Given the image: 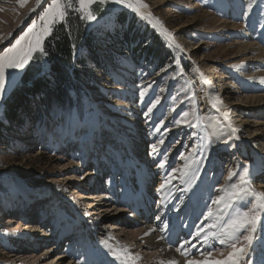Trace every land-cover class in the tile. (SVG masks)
<instances>
[{"label": "rangeland", "instance_id": "374dc122", "mask_svg": "<svg viewBox=\"0 0 264 264\" xmlns=\"http://www.w3.org/2000/svg\"><path fill=\"white\" fill-rule=\"evenodd\" d=\"M31 2L32 0H28V3L21 7L17 0H0V36L3 37L0 40V46L7 42L14 33L12 31L19 20L28 14ZM44 2H46L44 5L42 3L37 6L35 15L30 19L28 26L33 20L39 19L40 13L47 7L50 0H44ZM131 2L135 4L136 0H131ZM140 2L148 5L146 9H141V12L145 15L150 12L155 20L158 19L163 29L172 33V38L181 45L182 51L170 46L169 38L164 36L159 29L154 28L149 18L147 19L149 24L142 22L123 4H118L119 9L126 10L123 22L118 20V16H112L106 22L99 23L104 33L102 36H95V46L100 54V66L92 63L88 49L77 54L75 52L78 46H73L75 64L79 59L86 62V66L79 67L86 77L76 81L83 91L80 92L81 97L78 104L76 105L74 102L75 108L72 107L71 115L68 118L59 116L56 118L59 120L46 123L38 119L36 116L38 107L32 102L29 108L30 114L24 113L25 116L23 115L21 118L23 127L20 131L18 126L11 127L12 132L8 139L11 142V147L0 148L2 152L0 159V264H15L13 259L17 257L11 255H15L12 251L17 246L16 248L12 247L9 232L20 233L25 229V226H30V224L38 226L37 221H32L36 219V215L30 214L31 216L26 217L28 220H25L26 218L24 219L20 214L23 212L21 205L30 198L35 199L40 196L37 193L39 190L44 189L47 193L46 199L44 196L39 199L44 201L42 205L48 207L40 217L45 218L48 212L50 215L48 214L49 219L43 226L37 227L40 229V232H36L35 236L37 237L31 239L45 237L44 246H38L39 244H35L36 242L33 243L35 245L29 246L30 248L34 246V249L23 246L30 252L31 250L35 251L32 257H40L49 252L46 257L49 259L46 261L54 260L60 252L55 250L56 244L54 245L51 240L52 233L56 231L55 228H60L59 230L62 228L61 231H63L68 222H70L69 226L81 223L82 220L79 218L77 209L73 206L78 205L77 203L83 197L84 190L81 189L88 188V183L90 185L97 179L101 180L99 175L92 172V178H88L80 184V181L75 183L80 187L74 186L72 183L76 175L80 176L81 174L82 178L88 175L83 169L80 170L82 167L80 165L86 153L90 155L93 153L88 149L91 132L103 133L108 138L110 137V140L108 138L104 140V144L106 142L113 144H110L111 147L103 148L104 156L100 157L102 161L100 171L104 173L103 188L109 190L112 183L123 180L119 165L121 162L125 165L129 163V156L126 154L129 151L123 146L130 139L126 140L123 146L118 145L115 133L111 132L119 130V134L125 137L123 134L126 130L121 125L114 126L113 122H108L105 116L135 120L144 131L143 134L149 147L147 153L150 151L154 153L153 147L156 148V153L163 149L164 154L172 158L173 166L171 168L178 160H180L178 162L185 163L182 154L189 161H193L194 155L198 152L200 156L195 170H191L192 176L198 178L200 175H206V182L216 181L220 187L226 185L230 171L240 174L244 167H247L250 174L260 175L259 172H256L260 170L258 169L260 167L263 175H260L259 184L263 185L260 188L264 189V156H260L264 153L255 149L254 143L248 138V133L244 132L239 119L235 117V120L233 117L234 115L238 116L239 112L228 106L231 98L235 95L245 97L260 94L264 96V83H261V79L264 77V59H260L256 65L253 63L246 65L245 61L248 60L246 56L239 57L237 63H234L235 60L230 61L231 57L239 55H235V51L240 49L241 44L253 46L258 52L264 53V0H140ZM203 14L209 16L203 17ZM27 27L18 34L12 45L27 30ZM179 27L181 28L175 31ZM127 31L130 35L133 31L138 32L140 42L148 45L155 43L165 47L164 49L169 53L164 65H151L146 57H139L142 47L136 44L133 45L137 51L135 62L131 61L127 52L118 50L113 51L115 56L113 59L106 58L105 52L109 51L107 46L112 41V43H116V41L121 43V38ZM2 52L3 50L0 51V53ZM248 66L254 67L248 71ZM25 67L20 70H9L11 76L6 84L3 99H0V119L3 113V101L7 99L19 82L18 79ZM205 81L210 83H205ZM142 91L145 93L143 97L141 96ZM70 94L74 95L75 92L71 90ZM225 96L228 98L225 99ZM204 100L209 101L212 108L216 110L210 112L203 110ZM154 102L155 107L152 112L145 116L148 108L152 107ZM242 108L246 118L244 120L249 123L255 122V118L259 117L257 115L253 118L249 113V106ZM222 112L228 113L227 120ZM185 113L188 115L185 116ZM177 120L181 122L178 124ZM229 121L231 126H229ZM8 125V122H4V126ZM234 129L237 131H233ZM260 135V138L264 139V132H260ZM72 136L75 140L80 141L76 148L70 146ZM229 136L232 137L231 140L228 139ZM39 141L41 145H39ZM225 141L228 142L225 143ZM222 145L225 147L220 148ZM116 155L120 158L118 161L115 159ZM56 159L61 162V165H58ZM147 159L150 160L149 165L154 164L151 162L153 157H147ZM235 163H238L237 167ZM66 165L68 169H63V166ZM103 165L106 167L103 168ZM126 169L127 167H125ZM82 174L85 175L82 176ZM130 176V178L139 181L137 174L133 173ZM194 177L184 178L183 183L185 182L187 185L184 186V190L179 191V194L183 193L184 195L178 196L181 197L180 199L177 197L178 202L181 200L184 204L188 202L186 196L191 195L192 187L186 188L190 185L188 181H193ZM70 178L73 179L70 180ZM257 181L255 179L254 182ZM193 182L195 183V180ZM193 182H191L192 185ZM230 183L238 184L239 175L234 176ZM259 184L257 183V185ZM214 186L206 184L205 188L211 195H207L204 201L207 204L205 213L209 208H212L215 215L217 206L212 201L217 196H221L222 192L218 190L217 194L215 189L212 191ZM74 187L77 188L73 189ZM98 190L104 192L102 188H98ZM134 190L135 188L132 189V191ZM212 192H215V195ZM230 192L231 189L226 187L225 196L227 198ZM244 198H246V202H256L255 197L247 195ZM72 204L73 206H71ZM246 204L243 206L246 207ZM85 207L78 206L77 208L88 211L89 219L92 220L94 218L92 217L93 209L100 206ZM26 210L27 208H25V212L28 211ZM28 214L29 212L26 213V215ZM70 215L71 217H69ZM227 215L224 212L222 215L224 219L221 222H226ZM126 216L137 222L141 221L140 216L134 212ZM151 220L152 223H157L156 216H153ZM83 229H80L82 236L78 242L79 248L83 252L78 254V258L72 257L73 253H68L73 258L74 264L84 261L85 255L98 259L104 255H117L118 246L116 243L111 244L112 247L115 246V253L111 249L103 247L104 243L102 242L107 240L109 234L111 236L110 231L105 233L103 229V231L98 230L95 235H89L85 233L86 229ZM194 231H197V225ZM72 234H76L77 238L79 231L74 229ZM102 234L103 236H101ZM183 236L184 234L181 233L179 239L182 240ZM86 237L87 240H84ZM25 242L26 245L32 243L30 240H25ZM66 249H68V245ZM30 252L27 251L26 254ZM252 257L253 253L251 252L245 258L249 262ZM65 259L61 262L62 264H68L69 260ZM86 262L82 264H87ZM52 264H55V261Z\"/></svg>", "mask_w": 264, "mask_h": 264}, {"label": "bare ground", "instance_id": "6f19581e", "mask_svg": "<svg viewBox=\"0 0 264 264\" xmlns=\"http://www.w3.org/2000/svg\"><path fill=\"white\" fill-rule=\"evenodd\" d=\"M33 8L37 10L35 0H32V2L30 3L28 7V10L33 9ZM30 14L31 12L29 11L28 14H26L22 19L19 20L14 30L12 31V33L13 32L16 33V31H18V27L22 23L23 24L20 28L23 27L27 19L30 17ZM206 16H209V15L203 14V17H206ZM180 28L181 27L175 29V31H178ZM235 52H236L235 55L237 54L239 55L241 54V55L240 56L237 55V57L235 56L231 57L230 61L235 60L234 63H237L239 60L238 58L241 56L248 57V60L243 59V60H246L245 61V63L247 62L246 65L247 64L251 65V63H253V65L254 64L256 65L258 64V61L260 59L261 60L262 58L264 59L263 52L260 53L253 46L246 45V44H241L240 49ZM253 67L250 68L248 66L247 70L249 71ZM224 98L227 99L228 97L225 96ZM228 106H230L234 111L239 112L237 113L239 114L238 116L234 115L233 117L234 118L237 117V119H239V121L241 122L240 125L243 126L244 132L248 133V138L252 140V143H254L253 145H255L254 146L255 149L259 152L263 151L264 153V141H263L264 139L260 138L261 137L260 132H264V96L260 94L245 96V97L235 95L234 97L231 98V102L229 103ZM245 106H249V110H250L249 113L252 114L253 118L257 115L259 116L255 118L254 120L255 122L249 123L247 120H244L246 118L244 116L242 107H245ZM202 107H203V110L207 112L213 111L215 109V108H212V104L209 101H205V100L203 101ZM105 117L107 118L108 122H113L114 126L121 125V127H124L126 130V132L123 134L125 137L119 134V130H113V132H111V133H115V140L117 141L118 145L120 144L121 146H123L126 140L130 139V141L129 142L127 141L128 143L124 144L123 146L125 149H127V151H129V153L126 152V154L129 156V163L125 165L123 162H121V165H119V170H121L122 172L123 180L121 179L120 181H115L114 183H112L109 190L104 189L103 186L99 187V188H102L104 192L98 190L97 187L90 189V186H88V188L86 189H81V190H84L82 199L77 203L78 205L73 206L72 204L71 206L75 207L76 209H80L82 208V206H86L85 208L100 206V207H97L96 209H93L94 212L92 213L93 214L92 217H95V218L90 220L88 216V217H85V220L93 223V228L95 230L94 234H96L98 230L103 231V229L105 233L109 231L111 232V236H109L110 234L108 233L109 235H108L107 240H104V242H102L104 243L103 247L109 248L115 253V250H114L115 246L112 247L113 245L111 246V244L116 243V245L118 246V251L116 252L118 257L117 255L115 256L104 255L101 259L94 257L88 260L87 255H85L86 256L84 257L85 260L78 262V264H82L83 262H86V261H87L86 262L87 264H169V262H175V264H186L187 260H196V261L220 260L221 252L225 253L226 255L227 252L230 251L229 248L222 246L221 244H219L218 241H215L212 239H209L208 243L204 244L203 239H202L203 234L201 235V238H199V242H198L197 239L194 238V234L196 233V231H194V228L190 231L189 235H186V232H189L188 231L189 226L192 225L193 218H194V223H193L194 227L196 225L199 226L202 224L213 223L212 220H206L204 216L202 217L204 209H206L207 207V204L204 203L203 199H205L207 195H211V193L208 194L207 189L204 187L206 186V184L215 185L214 187H212V191L215 189L217 194H218V190L220 189L216 181L206 182L205 181L207 177L206 175H200L198 178L192 176L193 173H191V170H195V167L197 165L196 162H198V158L200 156L199 153L196 151L197 153L196 155H194V160H193V163H191V167H190L189 175H188L190 178L194 177L193 181L197 178V184L193 187L195 192L192 193L188 197L186 196V198H188L187 203L184 204L182 200L178 202L177 197L184 195L183 193L179 194V191L184 190L183 188L187 184L185 182L183 183L185 177H182L179 171L173 173V169H180L184 165V163L178 162L180 161L178 160L174 163V167L171 168L173 166L172 158H169L168 156H166L164 154L163 149L159 153L158 152L152 153L151 151L150 153H147L149 147H148L147 141L145 140V137L143 134L144 131L143 129L140 128L141 126L139 127L138 123L132 118L128 120L129 118H116L114 116H105ZM121 130H124V129H121ZM223 147L225 146L224 145L220 146V148H223ZM103 151L104 150L102 149L101 150L102 155L96 156V162L98 166L100 165L102 166V161L100 157L104 156ZM86 154L89 155L88 153ZM252 155L254 156L253 152H252ZM260 156L262 157L264 156V154H261ZM147 157L149 158L153 157V160L151 162H154V164L149 165L148 162H150V160H148ZM84 159H85V162L88 161L87 158L84 157ZM84 159L82 163H85ZM115 159L116 161H118L120 158L118 157V155H116ZM162 160L165 162V166L163 168L158 166ZM58 165H61L60 161H58ZM154 166H156V168H154ZM235 166L237 167L238 163H235ZM105 167L106 166L103 165V168ZM125 167H128V170H125ZM63 169H68V166L67 165L63 166ZM81 169L82 167L80 168V170ZM258 169H260V167H258ZM74 171L77 172L76 170ZM85 171L88 174L86 175L87 178L86 177L82 178L81 174L80 176L76 175L74 179L72 178L73 180L70 178L74 186L80 187L78 184L76 185L75 183L80 181L79 182L80 184L82 181L93 177L91 176L93 175L92 168L91 170H85ZM260 171L261 169L256 172H260ZM133 173L139 176L138 182L140 185L147 186L149 196L152 195L153 199L157 198L158 200L162 198L161 203L158 202L160 204L159 211L156 209L155 200L151 204L152 207L150 208L148 206V202L146 201H145V207L144 206L141 207L140 205H138L136 208V210L139 209L138 212H136V210L132 208L131 205H129V201L130 200L132 201L133 199L132 197H129L131 195L129 194V192H132V190L129 191V189L131 188V182L132 180H134L133 178H130L131 177L130 175ZM169 173H171L172 175H169ZM85 174H82V176ZM101 174L103 176L104 173H101ZM98 175L100 174H97V176ZM255 179L258 181L254 182ZM260 180H261L260 175H256L255 173L251 174V184H250L251 191L248 194L250 197H255L254 196L255 193H264V189L260 188L261 186V184H259ZM116 182L117 184H115ZM257 183L259 185H257ZM161 184H165V187L163 189H161L160 187ZM77 187H74L73 189H76ZM190 187H192V183H190V185L186 189ZM133 188H137V187H133ZM78 192L81 193L80 191ZM212 194L215 195V192H212ZM221 196L225 197V200L227 201L226 199L227 197L225 196V191L222 192ZM40 197L42 196H37L38 200H40L39 199ZM46 198L47 196L44 195V199ZM178 198L180 199L181 197H178ZM42 199L43 198H41V200ZM258 202L259 201L257 200L256 202L255 201L246 202V198H244L243 200L238 202L237 206L233 207V209L230 210L231 215H236L237 213L247 212L249 211L251 207H253ZM200 204H201V207L203 208L200 209V215L197 218L194 216V214L197 208L200 207L199 206ZM244 204H246V207H243ZM78 206L80 208H77ZM42 207L43 208L41 209L40 214H38L39 216L43 215V212L47 210L48 208L46 205H42ZM238 207H241V208L239 209ZM33 211H34V207H30V209L27 211L29 212V214L24 215V216L27 217L31 215H36ZM80 212L81 214H84V215L87 213L85 209H80ZM132 212H134L136 215H138V213H141V212L143 213L141 214L143 215L142 218H140L141 221H138L141 223H138L134 219L132 218L130 219V217L126 216L128 214H132ZM46 214L50 215L49 212ZM151 214H152V217H151ZM176 214L177 216H175ZM215 215L222 216L224 215V212H215ZM46 216L45 218L41 217L40 222L37 216H36V219H33V220L31 219L32 221H37L38 226L33 225V224H30V226H25V229H24L26 230L25 232L24 230H22V232L20 233L9 232L11 243H13L12 247L14 246V248H16L17 246V248L14 249V251H12V253H15V255L11 254L14 257L17 256L13 259L15 264H52L54 263V261H55V264H62L61 262L64 261L65 258L69 260V262L67 261L68 264H70L71 262L72 264H74V260L72 257L74 256L78 257V254L83 252L81 251L78 245V242L80 241L81 236H82L81 230L79 229V227H77V226H80V224L73 225L75 226L76 230L79 231V235H77V238H76V234L74 235L72 234V229L69 228L70 222H68L66 227L63 229V231L60 232V236H64V234H66L65 232L70 233L69 237H71V240L69 239V242L67 243L68 249H66L67 245L65 246V248L63 247L59 248L58 246H55L56 247L55 250H59L60 252L57 254L54 260H51V262L46 261L47 259H49V258H46L49 252L47 254L45 253L43 256H40V257H32L35 251L32 252L31 250L30 252V250H28L27 248H24L23 246H27L29 249H34L35 248L34 246H31V248L29 246L35 245V244H39L38 246H44L43 243L46 241V239H44L45 237H41L35 240H31V239L32 237H37L35 236L36 232L37 231L40 232V229L37 227L43 226V224L47 220ZM153 216H156V219L159 216L161 217V219L157 220V223H152L151 219L153 218ZM69 217H71V215ZM226 217H227L226 222H221L220 220L218 223L217 229L213 228L211 232H217L219 230V227L226 224L228 219L231 218L230 215H227ZM79 218L83 221V219L80 216ZM165 222H167L166 229H165ZM101 227L103 228L100 229ZM162 228H164L165 230L161 231ZM175 232H177L176 236H175ZM180 233L184 234V237L182 240H179V237H178ZM244 234H247V233H242L241 238H242V235ZM101 236H103V234ZM174 238H177V239H175V241L172 242ZM56 239L57 238L55 237L54 241H56ZM25 240H30L32 243L26 245ZM186 240L190 241L191 243L184 244ZM139 242H141V245H139ZM53 244L55 245L54 242ZM192 244H196V247L193 248ZM181 245H184V247L181 248ZM177 249H180V251H177ZM185 249H188L189 251L188 255L181 254L182 252H184ZM125 250H127V253L131 254L130 259L127 257V254H125ZM27 251H29L30 253L26 254ZM208 252H211L212 255L208 256ZM251 252L253 253V257L249 261L250 264H264V214L261 215L260 220L257 224L256 232L254 234V240L248 250V255H250ZM68 253H73L72 257H70ZM102 260H103V263H102ZM246 262H248V260L247 258H244L241 261V264H246Z\"/></svg>", "mask_w": 264, "mask_h": 264}, {"label": "trees", "instance_id": "16d2710c", "mask_svg": "<svg viewBox=\"0 0 264 264\" xmlns=\"http://www.w3.org/2000/svg\"><path fill=\"white\" fill-rule=\"evenodd\" d=\"M129 9L134 16L149 24L147 19L142 18L132 8ZM92 11L96 16L93 21L80 19V13H70L67 20L56 24L53 33L45 38L43 47L46 55L42 56L40 52L33 55V59L21 73L19 82L3 101V113L0 119V148L11 147V142L8 141L11 129L18 126L20 131L23 127L21 118L24 113L30 114L29 108L32 102L38 107L36 116L40 121L49 123L59 116L68 118L71 115V109L78 104L81 97L80 92L83 91L76 81L86 77V74L79 68L86 66V62L79 59L75 64L73 46H78L75 52L77 54L88 49L92 63L100 66V54L95 46V36H102L104 33L99 23L106 22L112 16H118V20L123 22L126 10L119 9L118 4L113 0H105L103 4H94ZM128 31L123 34L121 43L118 41L112 43L111 40L112 42L107 46L109 51L105 52L106 58L113 59L115 57L113 51L118 50L127 52L131 61L135 62L137 51L133 45L136 44L142 47L139 57H146L151 65H164L169 53L164 49L165 47L155 43L148 45L140 42L138 32L133 31L130 35ZM71 90L75 92L74 95L70 94ZM4 122H8L9 125L4 126ZM1 153L0 151V159Z\"/></svg>", "mask_w": 264, "mask_h": 264}, {"label": "snow or ice", "instance_id": "6c2138e0", "mask_svg": "<svg viewBox=\"0 0 264 264\" xmlns=\"http://www.w3.org/2000/svg\"><path fill=\"white\" fill-rule=\"evenodd\" d=\"M19 5L22 7L28 0H17ZM43 0H35L36 6H40ZM116 4H123L128 8L134 9L138 14L142 16V18L148 19L151 17V13L141 12V9H146L148 5L140 2V0H136V3H132L131 0H113ZM96 3L103 4L105 0H50L47 3V7L43 9V11L39 15L38 20H33L32 23L27 27V30L23 32V34L16 40L15 44L10 48H6L0 53V99H3V94L6 90V84L8 83L11 73L9 70H20L25 67L29 63L30 60L33 59V53L39 51L40 54L46 55V52L43 47V43L46 37L50 36L53 33L54 26L58 23L65 22L70 15V13H80V19L93 21L96 19V16L93 14L92 6ZM31 11H35V9H30ZM156 24L161 25V22L157 19ZM155 26V25H154ZM163 32L170 39V46H174L177 49H181V45L176 43V41L172 38V33L168 32L167 29H163ZM3 37L0 36V40ZM205 83H210L205 81ZM261 83H264V78L261 79ZM144 92H141V96H144ZM155 107V102L152 104V107L148 108V111L145 113V116H148L153 108ZM219 111V109H217ZM185 116L188 114L185 113ZM222 115L225 119H228V113L224 112ZM181 121L177 120L176 123H180ZM195 126V125H193ZM229 126H231L229 121ZM233 131H237L234 129ZM232 139L231 136L228 138ZM238 139V137H237ZM228 141H225L227 143ZM153 152H156V148L153 147ZM185 159L184 165L180 169H173V173L179 171L182 177H187L189 175V170L191 167V163L193 161H189L187 158ZM198 163V162H196ZM159 167L163 168L165 166V162L162 160ZM169 175H172L169 173ZM239 175V183H229L232 181L234 176ZM189 183L193 182L191 180ZM167 183V181H166ZM251 174L247 167H244L243 172L237 174L235 172L230 171L226 180V185H221L219 191L224 192L227 188L231 189V192L225 201V197L217 196L212 203L217 206V212H225L230 215V219H228L227 223L223 226L219 227L217 232H205V229L217 228L220 220H223V216L214 215L213 209L209 208L206 213H204V218L206 220H212L213 223L210 224H202L197 226V231L194 234V238L199 242V238L203 239L204 244H207L209 239L218 241L219 244L225 246L230 249V251L225 253L221 252V259L216 261H196V260H187L186 264H241V261L247 256L248 250L253 243L254 234L256 232L257 224L260 220L262 214H264V193H255L256 200L259 201L254 205L253 208L249 209L247 212L237 213L236 215H231L230 210L233 209V206L244 199L247 196L251 189ZM161 189L165 187V184H161ZM161 217H157V220H160ZM167 227V222H165V228ZM165 229L162 228L161 231ZM247 233L242 235V233ZM190 241H185L184 244H189ZM184 245H181L183 248ZM192 247L195 248L196 244H192ZM180 251V249H177ZM125 254L130 259L131 254L127 253L125 250ZM182 255H188V249H185ZM203 254V253H201ZM212 253L208 252V256H211ZM169 264H175V262H169ZM246 264H250V262H246Z\"/></svg>", "mask_w": 264, "mask_h": 264}, {"label": "water", "instance_id": "95a60500", "mask_svg": "<svg viewBox=\"0 0 264 264\" xmlns=\"http://www.w3.org/2000/svg\"><path fill=\"white\" fill-rule=\"evenodd\" d=\"M46 2H43V4L42 5H44ZM35 12H36V10L35 11H31V14H30V17L27 19V21L25 22V24L23 25V27L22 28H20V29H18V31H16V33H14V34H12L11 35V37H10V39L6 42V43H4V44H2L1 46H0V51H2V50H4L5 48H7V47H9L13 42H14V40H15V38L17 37V35L19 34V32L21 31V30H24L25 29V27L27 26V24L29 23V21H30V19L35 15ZM151 20H152V22H153V24L164 34V32H163V28L160 26V25H158V24H156V21L154 20V19H152L151 17H149ZM165 35V34H164ZM166 36V35H165Z\"/></svg>", "mask_w": 264, "mask_h": 264}]
</instances>
